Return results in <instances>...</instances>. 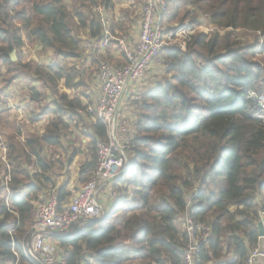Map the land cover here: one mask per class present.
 Returning a JSON list of instances; mask_svg holds the SVG:
<instances>
[{
  "label": "trees",
  "instance_id": "16d2710c",
  "mask_svg": "<svg viewBox=\"0 0 264 264\" xmlns=\"http://www.w3.org/2000/svg\"><path fill=\"white\" fill-rule=\"evenodd\" d=\"M186 1L165 0L163 29H172ZM189 3L206 5L204 21L212 26L245 28L264 36V0ZM117 4L118 0L0 1V61L8 69L0 74L2 90L8 93L18 69L41 79L51 95L43 106L40 91L28 88L31 102L47 119L42 134L20 138L17 126L15 136L5 137L9 169L0 163V264H14L12 244L19 245L27 236L36 217L34 203L42 195L44 199L55 194L60 204L70 199L72 193L65 187L55 188L50 172L56 161L47 153L49 147L61 146L68 154L63 140L79 127L89 142L88 158L79 169L85 181L95 168L97 143L108 142L104 121L86 112L85 99L58 94V83L82 85L89 58L92 70H98L102 51L110 45L101 47L104 33L114 34L119 28L109 18ZM193 16L186 11L180 22L188 17L198 21ZM14 20L60 63L43 66L17 57L13 61L11 52L25 43L12 26ZM135 20L139 27L137 11ZM80 30L88 35L90 51L85 56L80 53L85 45ZM257 38L244 44L231 31L198 33L186 49L162 48L152 66L159 65L154 86L147 90L142 82L130 100L135 107L125 148L130 165L116 179V193L105 192L113 206L106 217L76 224L67 236H55L68 264H185L189 234L182 226L183 215L206 228L193 233L199 245L194 264L223 257L225 264H246L258 240L259 214L264 212V110L252 94L264 92V66L253 60L262 52ZM32 115L34 120L45 117L40 112ZM74 154L66 161L70 163ZM6 174L9 204L3 199ZM205 232L208 236L202 241ZM18 264L29 263L22 257Z\"/></svg>",
  "mask_w": 264,
  "mask_h": 264
},
{
  "label": "built area",
  "instance_id": "2783aa9c",
  "mask_svg": "<svg viewBox=\"0 0 264 264\" xmlns=\"http://www.w3.org/2000/svg\"><path fill=\"white\" fill-rule=\"evenodd\" d=\"M165 8V0H144L137 10L139 20L138 40L135 45H128L130 49L125 50L124 63L118 66L111 65L110 67L104 65V62L100 64L95 80L98 82L99 91L102 86L104 97L102 96L103 98L100 99L98 97L97 102L87 104L86 112L104 121L109 133L108 142L97 143L94 171L89 177L90 179L81 184L71 194L67 203L60 204L55 194H49L37 203L36 217L30 224L27 236L19 245L14 242L12 244V252L16 257L14 264H18L22 257L29 264H68L64 255L50 242V238L58 235L67 236L74 226L80 224L82 220V222H86L95 216L104 217V205L107 207L105 198L108 196L106 194H104V197L101 196L103 201L100 202L101 199L98 197L100 184L101 182H103L102 184L114 183L118 176L130 165L125 152L130 140V128H127L126 124L118 119L117 103L125 94H129L128 90L132 92L131 85H133L134 91L138 90V83L142 82L144 80L142 78L150 73L152 67L148 68V66L151 62L156 64L162 48L176 46L185 49L186 46L184 41L183 45H179L177 42L172 44L170 41L167 43L169 36L162 35L160 22ZM96 10L100 12L102 8L97 7ZM101 19L104 22L108 21L105 15ZM187 25V23L177 25L169 32L170 35H178L176 32L181 31V33L186 32V38L189 37L190 28ZM110 36V33L106 30L100 43L102 48L110 44L112 40ZM188 40L189 38L186 42ZM136 45L137 48L132 52L131 49ZM53 63H60V59L56 57L55 60H48V65ZM5 96L10 95L7 93ZM3 108L6 110V107ZM18 114L21 115V113ZM118 133H121L122 143L117 138ZM6 147L3 132L0 130V153L5 161L6 169H9L8 159L5 160L6 153H8ZM9 180V175L5 176L3 180L5 188V190L3 189V193H5L3 199L6 204H9V190L7 187ZM181 220L182 226L189 234V243L183 251L184 261L185 264H194L199 245L198 239L193 236V233L196 230H205L206 228L201 224H195L186 215H183ZM259 222L264 228V212H260L257 224ZM207 236L208 232H205L201 237L202 241ZM246 264H264V236H258L256 245L250 251Z\"/></svg>",
  "mask_w": 264,
  "mask_h": 264
},
{
  "label": "rangeland",
  "instance_id": "374dc122",
  "mask_svg": "<svg viewBox=\"0 0 264 264\" xmlns=\"http://www.w3.org/2000/svg\"><path fill=\"white\" fill-rule=\"evenodd\" d=\"M2 1V0H0ZM140 0H118V4L117 6H115V11L113 12V14H111L109 16L110 19H113V22L115 24L118 23L119 28L116 29L115 27V33L114 34H110L112 41H110V45L109 47L106 49H103L104 53L103 57L101 58L103 60V62L105 63L104 65H109V67L111 65L114 66H118L124 63V58L126 57V53L125 50L130 49L128 47V45H135L137 40H138V33H139V28L136 26L135 24V12L138 9V6ZM213 4V3H212ZM189 0L186 1V3L184 4V6L181 7L180 9V15L177 19L176 23L174 26H172V29H163V25H161L160 22V30L162 31V35L163 36H169V38L167 39V43L170 41L172 44L174 43H178L179 45H183V41L187 44L190 42V39L195 36L198 35V33L201 34H206L208 35H212L214 33H218L219 35H222L228 31H231L233 33H235V35L237 36V38H241L242 42L244 44H251L252 42L256 41V38L259 39V43L260 45H258V49H261L262 52L259 53L257 56H255V58L253 59L254 61L258 62L259 64H261L262 66H264V36H261L260 32H254L251 31L249 29H245V28H239L238 30L235 28H232L231 26L228 27H216V26H212L211 24H208L207 22H205V18H206V12L207 10L206 5L204 4H198L201 7H199L198 5H193V6H189ZM21 8V7H19ZM19 10V9H18ZM186 11H190L191 15H194L193 17H198V21L195 19V21H191L192 18L188 17L185 21L180 22V16L185 13ZM131 13L129 14V16H126L127 13ZM194 12V13H193ZM105 14V13H104ZM116 18V20H115ZM132 19V20H131ZM134 19V21H133ZM172 23V24H173ZM185 23H187L188 27L190 28V35L189 37L186 38V32L185 33H181V31H177L176 33H178V35L175 34L174 35H170V31L173 30L175 27H177L178 25H184ZM120 25H122V30L120 28ZM12 26L14 29H17V34H19L21 36V38H23L24 40V45L22 47H20L19 49H17L16 52V57L19 58L21 61H26L28 59L32 60V62L43 65V66H47L48 65V60L56 59V56L51 53L49 54L48 51L46 49H43L39 44L37 46V44H34V42H32V40L28 37L27 31L24 30V28L21 26V23L18 20H14L12 23ZM214 32V33H213ZM169 33V34H168ZM172 33V32H171ZM181 33V34H180ZM261 36V37H260ZM88 35H86V32L84 30H80L79 31V38H81L84 42L83 44H85L83 46V51L81 50L80 53L82 54V56H85L86 54H89L90 51V46L88 43V39H87ZM186 38V39H185ZM189 38V40L186 42V40ZM185 46V49H186ZM137 48V45L135 47H133L131 49V51L133 52L135 49ZM179 48V47H178ZM181 49V48H180ZM52 56V58H50ZM125 56V57H124ZM93 57V55H92ZM71 61V60H70ZM68 61V62H70ZM91 58H89V62L86 64V68H87V72H85L84 74V82L82 83V85L80 86H72L69 87L65 84V82L63 80L59 81L58 83V94L62 93L67 95L70 98H77L79 97L80 99H85L86 104H93L94 102H97L98 97L103 98V90H102V86L100 88H98V82L95 79H92V76L95 74L96 69L92 70L94 67V64L92 65L91 63ZM155 62H151L150 65L148 66V68H151L154 65ZM79 65V64H77ZM159 65L155 66L154 68H152L151 71H154L156 73H152V74H146L142 79H144L142 82H144V84L146 85V87H144L145 89L147 88V90L150 88H152V86H154V82L157 81L153 78H156L157 73H159V70H157V67ZM7 65L6 64H2V62L0 61V74L5 72V74H7ZM92 71V73L90 72ZM14 74V73H13ZM17 76L16 78H13L12 83L13 86L20 88V97L16 95V91H13V96L11 97V93L9 92L10 87H7V92L9 93L10 96H5V92L4 90H2V79H0V106L6 107V110H4V108L2 107V110L6 111L7 113L13 111V113H16L18 115V119L19 120H15L14 122L16 124H18L19 129L21 130V134L18 136L20 138L25 137L26 135H28L27 133H31V134H42L43 133V127L44 125L47 123V120H45L46 118H41L40 120H34L33 119V113H37V110L35 108V106L33 105V103L31 102V98L29 99L30 103L26 106L27 103H25V105L23 103H21V99H22V95H26L28 94L27 97L25 98H29V89L28 88H33L35 87L37 90L40 91L42 100H43V106L45 104L48 103V99L51 97V95H49V88L44 85L43 83L40 81L41 79H38L37 77H35L33 75L32 72H26V71H19L17 69L16 72ZM79 78V77H78ZM78 78L75 79V81H78ZM141 79V80H142ZM151 79V80H150ZM141 81L138 83V89L140 88V83H142ZM76 83V82H75ZM20 84H24V86L20 85ZM45 86L48 88H45ZM132 86V92L131 90H128L129 94H125L117 103V110L119 111L118 114V119L121 120L122 122H124L126 124V127L130 128V124L134 123V110L135 107L133 105V102L130 101L131 98L134 96L136 97V92L133 90V85ZM5 88V87H4ZM253 96H255L258 99V105H260L263 110H264V92H259V91H255L254 93H252ZM16 95V96H15ZM103 96V97H102ZM16 99H15V98ZM44 97V98H43ZM41 100V99H40ZM41 100V101H42ZM27 101V102H29ZM52 107H50L49 109H51ZM3 111V112H4ZM18 113H21V115H19ZM13 118V117H12ZM32 118V119H31ZM1 120V119H0ZM11 122V123H10ZM8 122L7 120H1L0 122V130L3 132L4 135V139L5 137L8 136V134H10L11 136H15L16 131L19 130L17 128L14 127V125L12 124L13 121ZM85 133L83 132V135ZM119 136H117L118 140L121 142V133H118ZM82 135V132L80 131H74V135L72 137H68L66 138V140H63L62 145H65L68 151V154H64L63 152H61L63 155H60V158L58 159V164L56 163L55 166L53 167L52 170V175L53 172H58V173H63L64 177H67L69 180H72V189L76 187H79L81 184H83L84 182H86L87 180H89L90 178L86 179L85 181H81L83 178H85V175H81L79 174V169L80 167L85 163L86 159L88 158V150H89V142L88 140ZM109 135V133H108ZM111 135V133H110ZM71 141L73 144H68V142ZM7 148V147H6ZM62 149V147L60 146H51L49 147V149L47 150L48 154H53L52 157L57 156V152H60ZM64 151V150H63ZM70 153V154H69ZM75 153V154H74ZM73 159L71 160V165L69 167V169L66 168H62V165L67 162L66 159L69 158V156H73ZM59 157V156H58ZM62 158V159H61ZM8 159L7 153H6V161ZM9 162V160H8ZM64 162V163H63ZM0 163L5 164V161L3 160V156L0 153ZM61 163H63L61 165ZM69 163V164H70ZM3 171V169H2ZM3 173V172H2ZM51 175V176H52ZM7 176V174L5 175ZM4 176V177H5ZM71 177V178H70ZM1 177H0V181H1ZM103 182H101L102 184ZM113 182H107L105 184H100V187L98 189V197L99 199H101L100 202L103 201L101 196H105V192L107 191H117V187L116 183L114 181ZM116 193V192H115ZM107 195V194H106ZM117 196V195H115ZM71 197V196H70ZM105 202L107 204V207L104 205V210H105V214L104 217L107 216L108 214V210L111 209V207L114 204L113 198L112 197H106L105 198ZM37 204V201L34 203ZM36 207V206H35ZM101 216V218H104ZM99 217H93L89 220H94V219H99ZM83 221V220H82ZM82 221H80V223H82ZM60 236V235H59ZM56 237H52L50 238V242L53 243L57 249L59 251H62L63 248H61L59 246V241H57L55 239ZM63 252V251H62ZM223 259H225L223 257ZM90 262H92L91 260H89Z\"/></svg>",
  "mask_w": 264,
  "mask_h": 264
},
{
  "label": "crops",
  "instance_id": "0c3cea01",
  "mask_svg": "<svg viewBox=\"0 0 264 264\" xmlns=\"http://www.w3.org/2000/svg\"><path fill=\"white\" fill-rule=\"evenodd\" d=\"M138 38V37H137ZM20 85H22V86H24V84H20ZM11 87H13V88H11ZM10 87V90H9V92L11 93V97L13 96V91H16V95H17V97L20 95V88H22V87H20V88H17V87H15V86H11ZM15 95V96H16ZM28 96V94H26V95H22L21 97H22V99H21V103H23L24 105H25V103H27L26 104V106L30 103V101H29V99L30 98H25V97H27ZM20 97V96H19ZM15 98V97H14ZM16 99V98H15ZM27 101H29V102H27ZM25 102V103H24ZM34 105V104H33ZM35 106V105H34ZM39 110V109H38ZM37 110V113H39L40 112V115H43V114H41L42 112L39 110L38 111ZM4 110H0V119L1 120H7L8 122H10V121H13L12 122V124L14 125V127H17L18 126V124H16L14 121L15 120H19L18 119V115L16 114V113H13V112H10V115H9V113H7L6 111H4ZM43 116H45V115H43ZM13 117V118H12ZM42 118H46V116L45 117H42ZM45 120H47V119H45ZM11 123V122H10ZM80 130V128L78 127V129H75V131H79ZM72 144V143H71ZM61 152H63L62 151V149H61V151L60 152H57V156H55V157H53L52 159H54L55 161H56V163L58 164V159L60 158V155L62 156L63 154L61 153ZM64 153V152H63ZM65 154V153H64ZM59 156V157H58ZM62 159V158H61ZM55 163V164H56ZM64 163V162H63ZM63 163H61V165L63 164ZM70 166H72L71 165V163L69 164V162H65L63 165H62V168H66V169H69V167ZM50 174L52 175V173L50 172ZM64 174L63 173H58V172H53V175L51 176L53 179H54V182H55V188H60V187H65L66 188V190L69 192V193H73L75 190H77L78 189V187H76L75 188V190H74V188L72 189V180H69L67 177H64L63 176ZM71 178V177H70ZM43 196L44 195H42L38 200H37V203L38 202H40L41 200H42V198H43ZM37 204H35V206H36ZM228 256H230L229 258H232V259H235V256H233L232 254H227ZM227 255H226V258H227ZM211 264H225V259H220V260H218V261H214L213 263H211Z\"/></svg>",
  "mask_w": 264,
  "mask_h": 264
},
{
  "label": "water",
  "instance_id": "95a60500",
  "mask_svg": "<svg viewBox=\"0 0 264 264\" xmlns=\"http://www.w3.org/2000/svg\"><path fill=\"white\" fill-rule=\"evenodd\" d=\"M10 58L15 61L16 60V52L13 50L10 54ZM257 229H258V235L259 236H264V228L262 226V224L259 222L257 224Z\"/></svg>",
  "mask_w": 264,
  "mask_h": 264
}]
</instances>
